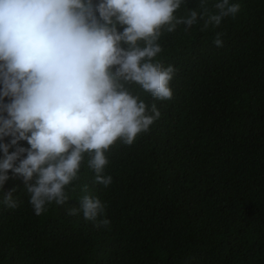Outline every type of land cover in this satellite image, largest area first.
Wrapping results in <instances>:
<instances>
[{
  "label": "trees",
  "instance_id": "16d2710c",
  "mask_svg": "<svg viewBox=\"0 0 264 264\" xmlns=\"http://www.w3.org/2000/svg\"><path fill=\"white\" fill-rule=\"evenodd\" d=\"M200 2L186 0L174 15L200 11ZM217 2L205 0L211 13ZM230 3L241 9L218 27L202 31L199 21L162 34L156 59L176 69L173 96L160 101L133 86L161 116L132 145L118 140L105 153L109 186L85 159L66 186L68 203L36 215L23 178L9 172L0 264H264V0ZM85 186L105 205L107 227L68 214ZM13 188L15 209L3 203Z\"/></svg>",
  "mask_w": 264,
  "mask_h": 264
},
{
  "label": "clouds",
  "instance_id": "9594fccd",
  "mask_svg": "<svg viewBox=\"0 0 264 264\" xmlns=\"http://www.w3.org/2000/svg\"><path fill=\"white\" fill-rule=\"evenodd\" d=\"M186 0H0V188L23 178L36 215L46 204L68 203L66 186L79 179L86 159L96 183L104 175L105 155L118 140L132 145L149 131L161 112L133 94V86L156 100H170L176 69L156 59L164 32L185 31L203 21L202 31L235 18L239 3L218 0L211 13L174 15ZM122 29V31L120 30ZM217 32L215 46H223ZM26 141L30 147H25ZM11 149V151H10ZM26 154V155H25ZM85 192L68 210L107 227L105 205ZM16 188L3 203L15 209Z\"/></svg>",
  "mask_w": 264,
  "mask_h": 264
}]
</instances>
